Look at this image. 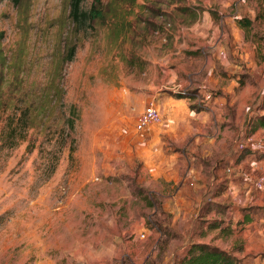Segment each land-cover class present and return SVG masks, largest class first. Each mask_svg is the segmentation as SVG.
<instances>
[{
	"label": "rangeland",
	"instance_id": "1",
	"mask_svg": "<svg viewBox=\"0 0 264 264\" xmlns=\"http://www.w3.org/2000/svg\"><path fill=\"white\" fill-rule=\"evenodd\" d=\"M210 2L103 0L78 30L70 0H0V264H178L193 242L264 264L248 189L221 182L251 169L228 151L264 171V0ZM149 80L163 120L139 131Z\"/></svg>",
	"mask_w": 264,
	"mask_h": 264
},
{
	"label": "crops",
	"instance_id": "2",
	"mask_svg": "<svg viewBox=\"0 0 264 264\" xmlns=\"http://www.w3.org/2000/svg\"><path fill=\"white\" fill-rule=\"evenodd\" d=\"M206 2H208L209 4H211V2H210V0H205ZM225 1L226 0H223V2L225 3ZM228 2V1H227ZM206 7H209V5H206ZM250 11H252L251 9H249ZM208 11L206 10V11H204L203 13H204V15H206V13H207ZM238 11H237V8L234 10V11H232V13H236L237 14V17L238 18H236V20H233V25H235V27L236 28H241V27H243L242 25H240V22H239V19L241 18H239V13H237ZM231 13V14H232ZM208 15H209V17H210V13H208ZM200 16H201V14H199V17H198V19L200 18ZM214 16H216V15H214ZM216 18H217V16H216ZM197 19V20H198ZM197 20H195V21H197ZM209 21H211V18H210V20ZM199 22V21H198ZM212 22H215L214 20H212L211 21V24H212ZM194 24H195V22H194ZM243 28H245V27H243ZM200 45H201V42L200 41H198V40H195V39H193V40H189V41H184V43L183 44H181V46H182V48H184V49H187V50H191V49H198L199 47H200ZM215 45V44H214ZM217 48H225V47H227V49H228V45H226L225 43H224V45H220V46H216ZM146 87H148L149 88V91L150 92H148V93H145V100H144V102L141 104V105H139L138 107H137V111L138 112H141L144 108H145V106H146V104L148 103V102H150L152 99H154L155 98V95H156V93L158 92V86L157 85H155L154 84V82H150V80H149V84L148 85H146ZM257 122V123H256ZM253 125H254V127H259V126H261L260 124H259V122L258 121H255L254 123H253ZM253 132H255V130L253 131ZM236 151L234 150V152H230V151H228L226 154H225V157H223V159H224V163L228 166V167H230V172L233 170V171H235V166H238V167H243V168H245V169H250V173L248 174V175H245V173L244 174H241L240 173V175L239 174H237L236 176H234V178L233 179H231V180H229V181H225V179H222V183H224L225 185H226V187H227V189L229 188V189H234V185L236 186V187H238L237 188V192L238 191H241L242 189H248V190H246L245 191V195H246V197L244 198V201H242V205H245V206H249V207H247V208H251L250 209V214H247L249 211H247V209L245 210V212L246 213H243V214H241L240 215V217H238L237 219H236V222H238L239 220H240V222H242V225L243 226H249L250 224H252V223H255L256 221V223H258L259 222V225H263L264 224V218L262 217L263 216V214L260 212V210H259V208L261 207V204L262 203H260L261 202V200H262V196H264V190H260V191H258V192H255V191H253V190H251L252 189V187L254 188V189H256L253 185H251L249 182H247L246 181V179H250V182L253 184V180H254V178L256 177V173L254 174V171H258L259 169H261V162H262V160L260 159H256V158H251V157H248V155H244V156H240L237 152L235 153ZM249 156H251V155H249ZM248 164V165H247ZM227 167V168H228ZM242 171H244V170H242ZM241 172V171H240ZM263 172V171H262ZM258 173H260V172H258ZM257 173V174H258ZM242 175H245L244 177H243V179H241V177H242ZM247 177V178H246ZM214 179L216 178V177H213ZM213 179V180H214ZM253 179V180H252ZM221 179H217V185H216V182H214L212 185H213V187H211V189H214V192L211 194L212 196L213 195H215L216 194V192H217V190L219 189V187H221L222 188V186L223 185H221V183H219V181H220ZM235 180H236V182H235ZM215 185V186H214ZM230 186V187H229ZM226 187L224 186V189L226 190ZM235 187V188H236ZM207 189H209V186H207ZM206 189V193H205V195L207 194V193H209L208 192V190ZM224 190V191H225ZM258 190V189H257ZM254 193H256V194H254ZM204 194H202V196H203ZM235 195H237V193L235 194ZM202 201H203V199H202ZM202 201H200L199 202V205L201 206V203H202ZM253 205V206H252ZM242 208V207H241ZM243 209V208H242ZM244 209H245V207H244ZM259 234H261V236H259V239H257V242L256 243H258L256 246L259 248V250H264V233H262L261 231H257ZM255 239V238H254ZM253 239V240H254ZM223 248V247H222ZM224 249V248H223ZM246 251H248V250H250V249H245ZM261 257L263 258V262H264V254H261ZM257 261V262H256ZM258 261H261V259L260 258H258L257 260L255 259L254 260V262H253V264H256V263H258Z\"/></svg>",
	"mask_w": 264,
	"mask_h": 264
},
{
	"label": "trees",
	"instance_id": "3",
	"mask_svg": "<svg viewBox=\"0 0 264 264\" xmlns=\"http://www.w3.org/2000/svg\"><path fill=\"white\" fill-rule=\"evenodd\" d=\"M19 3L20 0H12ZM135 2L137 0H128ZM84 0H70V16L78 30L84 29L90 25L92 21L104 17L103 0H93L89 8L83 7ZM246 19V18H245ZM243 21L239 19L240 25L243 27L249 24V19ZM76 51V46H72L67 54V60H72ZM177 97L182 98L184 95L178 94ZM259 124L264 126V115L259 117ZM74 121L70 120V126L75 128ZM178 264H243L242 259L236 257L232 252L220 249L219 247L207 243L193 242L187 248L186 253Z\"/></svg>",
	"mask_w": 264,
	"mask_h": 264
},
{
	"label": "built area",
	"instance_id": "4",
	"mask_svg": "<svg viewBox=\"0 0 264 264\" xmlns=\"http://www.w3.org/2000/svg\"><path fill=\"white\" fill-rule=\"evenodd\" d=\"M162 114L160 108L156 103H149L145 109L140 113L137 123L136 129L139 131L145 130L152 125L160 124L162 122ZM242 147V145H239ZM230 167L227 168V172H230ZM253 186L258 190H264V171L260 172L253 180Z\"/></svg>",
	"mask_w": 264,
	"mask_h": 264
}]
</instances>
